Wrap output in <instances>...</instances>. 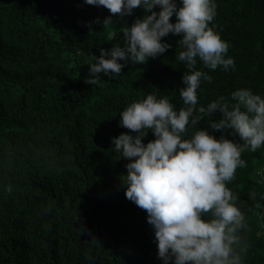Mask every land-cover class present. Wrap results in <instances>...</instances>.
Listing matches in <instances>:
<instances>
[{
    "label": "trees",
    "instance_id": "obj_1",
    "mask_svg": "<svg viewBox=\"0 0 264 264\" xmlns=\"http://www.w3.org/2000/svg\"><path fill=\"white\" fill-rule=\"evenodd\" d=\"M216 5L211 26L229 43L235 68L212 71L198 61L212 77L201 82L198 107L230 100L238 89L264 97V0ZM145 14L112 15L84 0H0V264H162L147 212L125 196L129 161L112 150L111 138L130 133L119 113L148 93L183 107L187 69L175 59L181 37L162 38L170 49L127 64L115 79L101 74L102 86L86 82L93 57L123 46V28ZM220 118L217 111L196 129L219 138L208 122ZM153 139L149 131L143 142ZM241 158L247 166L227 187L245 215L242 264H264V146Z\"/></svg>",
    "mask_w": 264,
    "mask_h": 264
},
{
    "label": "clouds",
    "instance_id": "obj_2",
    "mask_svg": "<svg viewBox=\"0 0 264 264\" xmlns=\"http://www.w3.org/2000/svg\"><path fill=\"white\" fill-rule=\"evenodd\" d=\"M84 3L103 6L121 17L132 15L136 8L146 13L123 28V46L101 48L100 55L93 57L94 62L88 64L89 84L102 86L101 74L115 79L127 64H145L165 53L172 45L162 38L170 33L181 37L182 50L175 59L187 69L181 78L183 107L177 110L167 96L148 93L119 113V126L130 133L111 138L112 150L129 161L121 186L126 198L147 212L158 258L162 264H242L247 247L239 233L246 228L245 215L227 184L235 178L237 168L247 166L241 154L264 146V97L251 89H238L230 100L221 96L198 107L202 80L212 82L210 75L197 69L198 61L212 71L235 68L234 59L228 56L229 43L211 26L216 0ZM157 8L159 11L154 10ZM112 23L111 16L103 20L104 27ZM217 111L221 118L209 121L208 127L221 132L219 138L208 128L196 129L201 120ZM189 128L194 131L186 138ZM149 131L154 139L145 144ZM225 132L243 143L228 139ZM5 190L11 193L12 188L9 185Z\"/></svg>",
    "mask_w": 264,
    "mask_h": 264
}]
</instances>
